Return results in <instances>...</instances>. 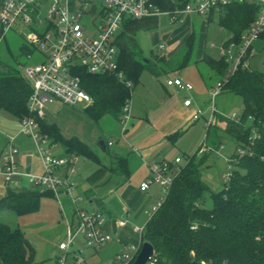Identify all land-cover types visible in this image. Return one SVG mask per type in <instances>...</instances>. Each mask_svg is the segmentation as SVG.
Instances as JSON below:
<instances>
[{
    "label": "trees",
    "instance_id": "trees-1",
    "mask_svg": "<svg viewBox=\"0 0 264 264\" xmlns=\"http://www.w3.org/2000/svg\"><path fill=\"white\" fill-rule=\"evenodd\" d=\"M176 1L182 6L189 0ZM170 2L162 0L167 8L171 7ZM219 11L222 13L220 27L238 42L257 18L259 8L255 4L232 3ZM157 25L158 19L127 20L123 24L117 36L123 81L114 75H91L84 69L78 70L82 89L92 98V103L84 110L92 122L98 124L106 117L120 120L123 108L130 101L132 87L139 84L142 73L146 70L157 73L135 40L139 31L153 30ZM188 45L192 47V39ZM20 48L21 55H32L36 50L26 44ZM204 61L217 72L219 80L226 75L228 64L223 59ZM17 64L14 60L5 70L0 67V114L4 112L20 122L31 116L27 104L32 86ZM125 82H130L131 86ZM223 92L242 99L244 108L240 122L236 124L216 115L214 125L220 121L225 128L221 130L216 126L211 137V126L207 139L214 146L220 145L224 137L235 142L231 177L225 180L219 193H212L201 174L207 155L198 158L195 154L184 159L168 195L143 232V243L148 242L154 248L153 258L147 264H264V74L240 68L228 79ZM38 121L40 133L52 144L60 143L67 156H83L98 166L92 179L106 172L129 177L128 158L109 152L108 142L103 140V151L112 159L109 166L80 139L65 138L55 125L47 124L44 119ZM253 133L258 134V139L250 144ZM239 148H250V152L239 157ZM42 197L43 194L35 190H9L0 198V212H14L19 217L35 213ZM0 264H35L32 249L20 229L1 222Z\"/></svg>",
    "mask_w": 264,
    "mask_h": 264
},
{
    "label": "built area",
    "instance_id": "built-area-1",
    "mask_svg": "<svg viewBox=\"0 0 264 264\" xmlns=\"http://www.w3.org/2000/svg\"><path fill=\"white\" fill-rule=\"evenodd\" d=\"M232 3L255 4L259 11L255 21L241 35L238 42L231 35L229 43L221 48V59L228 64V70L209 91L212 108L204 120L207 129L214 125L216 115L236 123L240 122L239 115L235 113L230 116L221 114L215 102L231 76L240 68L249 69L248 59L254 53L253 44L264 35V0H189L182 6L176 0H171L170 8H167L162 0H51L45 18L41 16L43 0H0V43L9 31L16 29L27 40V46L34 47L43 57L38 64L20 68L32 86V94L27 104L31 116L20 121L19 128L21 134L33 139L43 165V175L28 177L29 183L43 186L52 194L67 222V242L59 245V250L65 254L58 258V264H87L71 250L77 237L83 238L86 245L96 251L105 247L112 237L104 230L105 220L102 212L80 209L72 199L73 185L69 177L76 172L78 157L50 156L47 150L41 147L47 138L40 133L38 119H44L43 110L46 103L58 100L71 108L80 103L86 107L92 103V98L82 89L79 69H84L91 75H114L121 81L125 79L119 69L120 51L117 36L127 20H159L160 17L166 16L173 24L190 15L208 16ZM89 17L91 21L87 26L86 20ZM27 58L31 59L32 55L28 54ZM125 83L128 87L131 86L130 82ZM166 84L179 91H193L190 83L179 78L169 79ZM192 105L191 99L184 101L185 107L190 108ZM204 116L205 112L197 109L193 118L198 121ZM130 119V106L127 103L119 122L122 135L127 132ZM13 139L9 138L8 151L0 159V180L5 185H9L18 174L13 163V156L17 153L11 146ZM257 139L258 134L253 133L250 144ZM209 149L212 148L204 145L200 153L207 154ZM249 152L250 148L237 150L239 157ZM184 161L176 158L172 165L154 163L150 166L151 175L141 184V191L145 192L152 185H158L162 192V198L150 213V219L164 202L179 174V165ZM233 161L231 158L227 159L228 173L224 176L226 181L231 177ZM63 199L70 203L72 221L66 216ZM118 225L123 227L125 222H119ZM144 230L145 228L137 229L141 237ZM141 247L130 246L124 253L116 255L113 264H131Z\"/></svg>",
    "mask_w": 264,
    "mask_h": 264
},
{
    "label": "rangeland",
    "instance_id": "rangeland-1",
    "mask_svg": "<svg viewBox=\"0 0 264 264\" xmlns=\"http://www.w3.org/2000/svg\"><path fill=\"white\" fill-rule=\"evenodd\" d=\"M50 5L51 0H43L41 7L42 18L47 16ZM202 18H206V16H202ZM203 20L206 21V19H199L195 24L197 50H199L203 40L200 33ZM89 21H91L90 17L86 20L87 26H89ZM216 23L217 16H215L213 22L209 23L206 39L203 43L206 53L213 57L218 55V47L216 46L220 43L219 37L223 36ZM178 24L179 22L172 24L166 16H162L159 18L157 31L160 35L170 34ZM90 29L93 30L92 27ZM138 39L145 58L154 65L155 61L151 54H159L162 51L159 52L158 47H151L148 33L138 34ZM26 41L23 34L16 29L6 34L5 39L0 43L1 69L5 70L6 66H11L14 60L15 62L18 61V68L41 62L43 57L36 50L32 53L31 59H28L25 54L21 55L20 47L26 44ZM167 45L165 42L160 45L164 48L163 53L165 54L171 48ZM211 46L214 48H211ZM253 50L254 54L250 59L251 62H249L250 68L264 74V42L261 40L256 41L253 44ZM183 53L184 51H180L176 58H182ZM194 60L195 55L192 63L180 70H177V65H171L169 68H166L165 72H158V67L154 65L152 68L158 74L148 70L142 73L139 84L132 87L129 101L131 119L127 126L128 132L123 136L118 135L120 133L119 119L115 120L106 117L98 124L94 123L86 117L84 113L86 105L81 103L71 108L64 106L58 100L48 101L43 110L44 120L47 124L55 125L65 138L76 137L92 149L96 148V144L100 140H104L106 143L108 140L114 142L113 148L115 150L124 154H131V167L133 170L130 179L134 182H140V180L146 181V176L149 178L151 168L148 163L150 162L154 164V162H159L162 159L174 161L176 157L183 160L195 154L198 158L207 155V159L202 166V180L212 193H219L223 189L224 176L228 173L227 159L235 154L237 146L228 137H224L221 144L217 146L211 145L207 139L209 129L204 125V118L205 116H209L212 103L205 89L215 79L212 77L207 65L204 63L196 65ZM178 76L192 83L190 84L193 86L194 91L191 96L185 92H173L172 89L166 87V82L169 78ZM166 90H168V93ZM199 91L202 92V95H196ZM185 97L193 98L192 101L195 103L192 107L185 108L183 106ZM215 103L217 110L223 109V114L228 116L233 113L240 116L244 108L240 97L226 92H222L216 98ZM197 109L203 110L205 116L195 121L193 116L197 112ZM1 118L11 119L12 116L3 112L0 114ZM249 123L250 121H248ZM216 126H219L221 130L225 128L223 123L221 125L219 123L213 125L209 133L211 137L214 134ZM221 130H218L219 134L222 133ZM204 145L212 148L207 151V154L200 153ZM12 147L17 150V154L13 157L17 165H20L18 159L23 157L24 153L28 154L30 151L37 153L34 141L25 135H21L18 139L15 137ZM41 147L42 149H46L50 156H66L62 145L60 143L52 144L49 139H46L41 144ZM8 148L6 140L0 136L1 157L7 153ZM113 148H109V150L112 151ZM102 158V161L108 166L109 162H112L111 155L109 154ZM148 158H151L147 160L149 162L146 161ZM75 169L76 172L71 175L70 179L73 185L72 199L77 202L80 209L86 211L103 210V207L95 201L90 204V201L95 200L94 198H99L100 194H96L98 197L88 196L85 190L87 183L84 179L80 180V176L82 178L86 176L90 177L88 180V182L90 181L89 184H91L90 187L94 188V190H99L101 187H97L96 180L102 179L105 174L101 173L97 179H92V175L98 171V166L83 156H78ZM76 174L78 176L77 179H75ZM31 176L35 177V175ZM101 181L99 184L102 183ZM30 187L40 193H44L46 190L43 186L33 184H30ZM150 188L153 189L152 191L158 190V185H152ZM63 205L66 216L71 220L72 215L69 201L63 199ZM210 205L208 197L207 206L210 207ZM5 215H9L10 217L2 216L7 218L4 221L9 222L13 228L20 229L28 241L32 249V258L35 264H58V258L65 254L59 251V245L67 242V222L59 203L54 198L44 195L40 200V208L35 213L19 217L9 211ZM103 216L107 217V214L103 213ZM121 218L127 219L124 216ZM147 219L145 217L142 220L143 224L140 222V225L144 226ZM113 241L112 237L110 244ZM110 244L100 249L99 252H95V249L86 245L83 238L77 237L71 250L76 252L78 257H82L87 264H113L114 256L108 253Z\"/></svg>",
    "mask_w": 264,
    "mask_h": 264
},
{
    "label": "crops",
    "instance_id": "crops-1",
    "mask_svg": "<svg viewBox=\"0 0 264 264\" xmlns=\"http://www.w3.org/2000/svg\"><path fill=\"white\" fill-rule=\"evenodd\" d=\"M221 15H222L221 11H214L210 15L206 16V18H202V16H199V15L186 16L184 19H182L181 22H179V24L176 27H174L175 29L170 34L160 35V33L157 31V28L159 25H157V27L153 30L139 31L135 36V40H136L139 48L141 49V51L143 53L142 46H141L140 41L138 39V34L148 33L150 36L151 47H158L159 52L162 51L159 54H155V53L151 54V56L153 57V59L155 61L154 65L158 67V72H165L166 68H169V66H171V65H177V70H180L184 67H187L190 65V63H192V59H193L194 55H195L194 63L196 65L200 64V63H204L205 65H207L206 62L204 61L205 59H211V60H215V61L221 60V55H220L221 48L226 46L227 43H229L230 36L232 35L220 27ZM215 16H217L216 25L218 26L219 31L222 32L223 36L221 38L219 37L220 43L216 46V47H218V55L216 57H213V56H210L208 53H206L205 46L203 45V43L206 39V34L208 32L209 23L213 22V20L215 19ZM199 19H206V21L203 20L202 24H201L200 33H201V39H203V40L201 42V46L199 47V50H197L196 49V39H195L196 38L195 37V33H196L195 24L197 23V21H199ZM158 22H159V20H158ZM190 39H192V47L191 48L188 45V42L190 41ZM260 40L262 42H264V39H260ZM163 42L167 43L168 44L167 46L171 47V48H169V51L166 54L163 53L164 48L162 46H161L162 48H160V45ZM211 48H214V47L211 46ZM190 49H191V51H190ZM180 51H184V53L182 54L183 56H182V58L177 59L176 57L179 55ZM196 51H197V54H196ZM143 56H144V54H143ZM252 56L248 59L249 69H251L249 62H251L250 59L252 58ZM208 68L210 70V73L212 74V77L215 79L214 82L209 84L205 89L209 95V91H210L211 87L217 81H219V77L217 76V72L215 70L211 69L209 66H208ZM209 77H211V76L209 75ZM175 78H179V79H182L184 82L191 83V82L183 79L180 76L175 77ZM169 79H173V78H169ZM166 87L169 89H172L173 92H184V91H179L173 87H168L167 84H166ZM193 91H194V89H193ZM193 91L185 92V93H187L189 96H191ZM166 92L168 93V90H166ZM196 95H202V92L199 91V93H196ZM186 99L193 100V98H191V97H185L184 101ZM184 101H183V106H184ZM192 103L194 104L195 102L192 101ZM185 108H187V107H185ZM219 112L221 114L224 113L223 109H220ZM223 115H225V114H223ZM225 116H228V115H225ZM205 118H206V116H205ZM205 118H204V120H205ZM218 123L220 125L222 124V122H220V121ZM119 126H120V124H119ZM19 127H20L19 121L16 120L15 118H13V119L12 118L11 119L1 118L0 119V136H2L6 140L8 147L10 144V142H9L10 137H13L14 139L16 137L18 139L21 137V135H25V134L20 133ZM127 132H128V130H127ZM118 135H120V136L122 135L121 129H120V133ZM25 136H28V135H25ZM28 137H30V136H28ZM14 139H13V141H14ZM13 141H12V143H13ZM100 141H102V140H100ZM100 141L97 142L96 148L93 150L96 151L99 154V156L101 157V159L103 160L102 157L107 156V154L104 151H102L101 149H99L100 145H98V144ZM107 142H108L109 148H113L114 142H111L109 140ZM12 143H11V146H12ZM110 143H112L111 146H110ZM50 146L53 147L54 145H50ZM109 152L115 153L121 157L128 158L129 168H130L129 177L120 176L118 173L110 174V173L106 172L102 179L96 180L97 181V183H96L97 187H99V188L101 187L100 188L101 190L100 189L94 190V188L90 187V185H91V184H89L90 181L88 182L90 177H88V176H86L85 178H82V176H80V180L84 179L86 181L87 186H86L85 190H86V194H88V196L98 197V196H96V194L97 195L100 194V197L94 198L95 200L90 201V204L95 201L98 205H101V207H103L102 208L103 210L100 209L102 214L103 213L107 214V217H104V220H105L104 230L107 233H109V235H111V237H113V240H114L111 244H110V242L108 243V244H110L109 245L110 249H109L108 253L110 255L114 256V258H115L116 255L125 252L132 245H134V246L141 245L142 246V243H143L142 237H141L140 233L137 231V229L146 227V224L150 220V213L152 212L153 208L156 206L158 201L162 198V192H161V189L159 186H158V190H155V191H152L153 190L152 188H149L145 192L141 191V184L144 181L140 180V182H138V181L134 182L130 179V176H131L132 170H133V168L131 167V154H128V153L124 154L123 152H119V151L115 150L114 148L112 151L109 150ZM64 157H67V155L63 156V157H59V158H64ZM176 158H179V157H176ZM0 159H1V156H0ZM149 159H151V158L146 159V161ZM163 161L174 162V161H167L165 159H162L159 162H163ZM18 162L20 163V165H17V163H15L14 159H13V163L15 165V169H16L18 174L16 177L13 178V180L9 183V185H5L4 182L2 180H0V198L6 196V194L8 193L9 190L15 191V192L22 191V190L23 191L24 190H33L34 188L30 187L28 177H31V175H35V177H39V176L43 175V165H42L41 159L39 158L37 153L31 152V151L28 152V154L24 153L23 157L18 159ZM147 162H149V161H147ZM159 162H154V163H159ZM152 163L153 162H150V163H148V165L151 166ZM77 177L78 176L76 174L75 179H77ZM147 177L148 176H146L145 179H147ZM69 178L71 179V176ZM100 181L102 182L101 184H99ZM102 187H103V189H102ZM49 193L50 192H48V190L46 189L45 192L42 194H43V196L46 195V196H49L51 198H54ZM7 212H9V211L0 212V222L9 225L12 229H18V228H13L9 222L4 221L7 218L2 217V216L8 217L9 215H5ZM123 216L126 217L127 219L125 220V218H121ZM145 217L148 218L147 222L145 223L144 226H141L140 222H142V220L145 219ZM119 222H125V226L120 227L118 225ZM142 224H143V222H142ZM105 247H103V248H105ZM60 252H62V251H60ZM95 252H99V250H97Z\"/></svg>",
    "mask_w": 264,
    "mask_h": 264
},
{
    "label": "water",
    "instance_id": "water-1",
    "mask_svg": "<svg viewBox=\"0 0 264 264\" xmlns=\"http://www.w3.org/2000/svg\"><path fill=\"white\" fill-rule=\"evenodd\" d=\"M98 145L101 146L102 151L105 149L104 141H100ZM153 255V246L148 242L142 243L141 250L133 264H147L153 258Z\"/></svg>",
    "mask_w": 264,
    "mask_h": 264
}]
</instances>
